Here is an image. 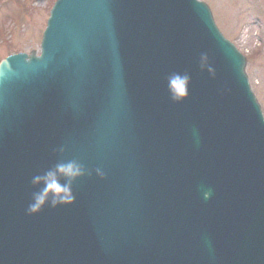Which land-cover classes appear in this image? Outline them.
<instances>
[{"label": "water", "instance_id": "water-1", "mask_svg": "<svg viewBox=\"0 0 264 264\" xmlns=\"http://www.w3.org/2000/svg\"><path fill=\"white\" fill-rule=\"evenodd\" d=\"M40 50L0 62V264H264V119L204 3L56 0ZM61 160L75 203L29 215Z\"/></svg>", "mask_w": 264, "mask_h": 264}, {"label": "rangeland", "instance_id": "rangeland-1", "mask_svg": "<svg viewBox=\"0 0 264 264\" xmlns=\"http://www.w3.org/2000/svg\"><path fill=\"white\" fill-rule=\"evenodd\" d=\"M0 0V58L36 52L53 0ZM220 30L246 57L245 73L264 115V0H202ZM2 35V34H1Z\"/></svg>", "mask_w": 264, "mask_h": 264}, {"label": "clouds", "instance_id": "clouds-1", "mask_svg": "<svg viewBox=\"0 0 264 264\" xmlns=\"http://www.w3.org/2000/svg\"><path fill=\"white\" fill-rule=\"evenodd\" d=\"M199 66L202 71H207L210 76H215V69L209 63L206 53L201 54ZM191 77L187 73H173L168 77L167 87L171 99L182 102L189 94ZM63 152L64 149H59ZM87 174L84 165L76 160L58 161L54 166L45 170L42 174L32 177L31 183L37 189L32 194L31 202L28 204L29 215L38 214L44 208H56L69 206L75 203V194L72 190L73 183ZM95 174L104 179V171L95 169ZM63 181V182H61ZM211 193L205 192L204 198H210Z\"/></svg>", "mask_w": 264, "mask_h": 264}, {"label": "bare ground", "instance_id": "bare-ground-1", "mask_svg": "<svg viewBox=\"0 0 264 264\" xmlns=\"http://www.w3.org/2000/svg\"><path fill=\"white\" fill-rule=\"evenodd\" d=\"M118 1V0H117ZM126 9V8H125ZM214 17V15H213V13H211V17ZM123 23V22H122ZM124 25V24H123ZM128 26H130L132 29H135V27L134 26H132L131 24H129L128 23ZM128 29H129V27H128ZM117 32V31H116ZM118 34L119 35H121L122 34V32H118ZM103 55H108L111 59H112V65H114V66H118V64H119V62H120V60H119V58L118 57H116V56H114V55H112L111 56V54H108L107 52H105V53H103ZM110 60V59H109ZM109 60L107 61L106 60V62H109Z\"/></svg>", "mask_w": 264, "mask_h": 264}]
</instances>
